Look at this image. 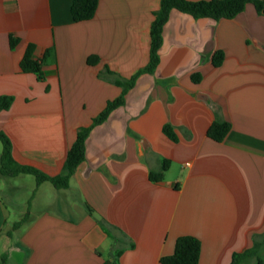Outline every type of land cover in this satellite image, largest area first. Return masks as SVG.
I'll use <instances>...</instances> for the list:
<instances>
[{
	"label": "crops",
	"instance_id": "crops-1",
	"mask_svg": "<svg viewBox=\"0 0 264 264\" xmlns=\"http://www.w3.org/2000/svg\"><path fill=\"white\" fill-rule=\"evenodd\" d=\"M72 1L0 0V97L13 98L0 109V132L18 165L69 176L64 189L38 183L46 203L17 218L2 186L31 174L2 175L0 141V264H161L183 236L201 241L199 264H231L256 244L257 256L240 264L264 262V16L252 4L221 21L171 11L157 69L139 75L125 105L92 129L71 173L79 130L123 93L99 74L109 68L130 80L149 65L161 5L100 0L92 20L75 22ZM30 45L37 60L52 50L38 74L21 70ZM219 51L225 59L215 67ZM219 121L232 128L215 142L208 130Z\"/></svg>",
	"mask_w": 264,
	"mask_h": 264
},
{
	"label": "trees",
	"instance_id": "trees-1",
	"mask_svg": "<svg viewBox=\"0 0 264 264\" xmlns=\"http://www.w3.org/2000/svg\"><path fill=\"white\" fill-rule=\"evenodd\" d=\"M100 0H73L71 5V14L75 22H85L92 20L98 10ZM254 5L258 14L264 16V0H211L191 2L187 0H161V5L158 11L154 13L155 20L151 27V59L149 65L142 69L135 77L130 80L121 78L118 74L106 68L99 74V77L105 81L111 82L123 89L121 97L108 103L105 110L93 120V124L88 128H81L78 132V137L69 152V169L73 173L86 159V142L92 129L104 123L112 114L113 111L125 105L126 95L133 88L136 78L143 73H154L160 63V49L163 45V29L169 20L171 11L178 10L182 13L191 15L195 19H213L215 21L232 20L243 13L248 5ZM19 43L18 39H11V47L15 48ZM36 46L30 45L21 62V70L23 73L38 74L42 71L44 63L51 55L52 50H48L42 60L35 58ZM225 59L222 51H219L214 56L213 64L215 67H220ZM97 57L89 59L90 65L98 63ZM193 81L199 83L201 75L193 76ZM13 103L12 97H0V109L7 110ZM229 122H215L208 130V137L215 142H222L231 131ZM165 135L173 142L177 141V135L172 126L164 127ZM0 141L4 146V152L1 160V173L5 176L16 177L20 174L34 175L38 183L51 182L56 188L64 189L69 187V176L65 177H49L42 172L32 167L18 165L12 156V144L9 138L0 132ZM169 162L165 161L164 171L168 170ZM163 174H151V180L159 182L163 180ZM24 221L16 228L21 227ZM261 247L256 244L253 250H249L244 254H235L231 264H240L241 260L249 255L257 256V251ZM202 252L201 241L193 236H183L178 238L175 245L174 253L171 256H165L160 259L161 264H199ZM122 255V251H118L116 258ZM104 264H117L107 261ZM255 264H264L258 257Z\"/></svg>",
	"mask_w": 264,
	"mask_h": 264
},
{
	"label": "rangeland",
	"instance_id": "rangeland-1",
	"mask_svg": "<svg viewBox=\"0 0 264 264\" xmlns=\"http://www.w3.org/2000/svg\"><path fill=\"white\" fill-rule=\"evenodd\" d=\"M38 185L36 177L32 175H22L17 179L8 178V187L2 186V190L9 212L16 215L17 218L26 214L25 219L28 220L42 209L40 205L46 203L48 196L46 192L37 191ZM45 186L49 189L53 188L50 183H46Z\"/></svg>",
	"mask_w": 264,
	"mask_h": 264
}]
</instances>
